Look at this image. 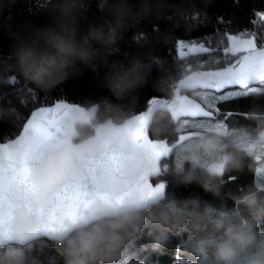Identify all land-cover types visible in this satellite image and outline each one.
<instances>
[{"label":"clouds","instance_id":"9594fccd","mask_svg":"<svg viewBox=\"0 0 264 264\" xmlns=\"http://www.w3.org/2000/svg\"><path fill=\"white\" fill-rule=\"evenodd\" d=\"M90 2L39 0V10L47 17L43 25L25 21L19 31L9 27L11 59L0 58V81H11L18 72L37 88L51 91L78 74L80 65L93 72L103 65L108 69L104 85L111 97L128 102L125 105L104 97L72 105L62 131L33 171V191L20 197L23 204L32 209L51 207L56 191L82 177L87 159L100 157L108 145H120L134 155L121 175L98 174L97 186L113 197L129 191L142 176L151 178L162 172L178 184L196 183L213 195H220L228 173L241 172L245 166L260 179L234 193L232 207L220 209L202 203L198 196L177 200L167 191L169 182H159L165 185L162 193L147 196L135 189L122 202L97 201L83 219L66 230L49 233H45L40 216L18 208L11 236L0 233V264H27L29 250L42 235L56 248L62 264H122L125 253L137 241L147 239L145 247L162 253L173 237L183 242V251L192 257L185 264H264V121L256 131L245 126L213 125L207 132L196 133L195 140L179 145L170 141L167 157L159 160L147 158L123 139L124 126L132 119L128 109L137 100L135 93L147 83L160 58L151 51L126 62H113L108 57L131 28L151 19L187 26L188 17L198 9L191 3L185 7L170 0H95L103 17L93 22L88 19ZM16 3L0 0V14ZM8 19H12L11 12ZM133 39L139 47L151 43L144 31L134 33ZM157 39L167 44L171 33H160ZM205 79L201 72L191 70L179 81V87L188 88ZM171 86L162 78L154 88ZM145 116L148 132L156 140L172 134L179 121L173 105L158 106ZM15 117V109L0 108V119ZM14 157L19 158L18 151ZM165 158L171 162H162Z\"/></svg>","mask_w":264,"mask_h":264},{"label":"trees","instance_id":"16d2710c","mask_svg":"<svg viewBox=\"0 0 264 264\" xmlns=\"http://www.w3.org/2000/svg\"><path fill=\"white\" fill-rule=\"evenodd\" d=\"M170 2L183 3L185 7L191 3L198 11L188 17L187 26L184 24L174 26L168 20L151 19L131 28L124 34V39L119 42L117 50L108 57L113 62H126L129 57H143L151 51L160 58V62L151 68L147 83L136 91L137 100L128 109L131 115L144 111L146 101L152 97L171 100L174 97L172 86L179 85V81L187 74L185 68L189 61L200 58V65H203L194 64L192 70L199 72L220 70L207 66L205 61L208 59V54L200 53L181 58L177 50L178 41H205L208 44V41L214 43L215 39L222 34H246L256 32L257 29L264 27V20L259 15L264 12V0H210V3L209 0H170ZM39 9V0H36L35 4L33 0H17L10 10L6 8L3 14H0V58L11 59L9 53L13 41L9 36L10 26L13 31H19L25 21H30L37 26L46 22L47 17L42 15ZM9 12H11V20L8 19ZM102 17L103 13L98 10L95 0H91L88 19L96 22ZM84 26L86 28L87 24ZM154 26L158 27L154 28ZM137 31L147 32L151 43L145 47H139L133 39L134 33ZM165 32L171 33V40L167 44L161 43L157 39L160 33ZM213 56L217 60L221 59L215 54ZM80 69L78 74L70 76L51 91L37 88L18 72L13 73L16 77L14 81H0V108L15 109L17 113V117L13 119H0V139H13L22 130L21 123L29 117L34 109L58 100L87 104L90 101H101L104 97H110L114 102L127 105L126 100L115 101L104 85L107 68L101 65L98 71L93 72L80 65ZM162 78L172 86L164 90L154 88L156 82ZM194 91V89L183 88L180 94L203 104ZM215 104L221 113L230 114L221 119L222 122L226 120L229 127L245 126L256 131L260 127V122L264 121V89L249 93L247 97L234 96L230 101H216ZM221 113H217V116H220ZM171 136L172 134L163 138H168L171 141ZM164 162H171V160L167 158ZM230 176L235 179H228ZM254 179L259 180L260 177H254V173L249 171L247 166L241 172H230L225 177L220 195L205 192L196 183L178 184L166 172H163L155 182L168 181L167 191L177 200L198 196L202 203L207 202L220 209L232 207L234 205L232 195L252 184ZM261 227L264 228V223L261 224ZM147 243V239H143L131 246L125 253L122 264H185V261L192 259L183 251V242L175 237H173L170 246L162 253L153 252L150 248L145 247ZM27 264H62V259L49 239L40 238L33 243L29 250Z\"/></svg>","mask_w":264,"mask_h":264},{"label":"snow or ice","instance_id":"6c2138e0","mask_svg":"<svg viewBox=\"0 0 264 264\" xmlns=\"http://www.w3.org/2000/svg\"><path fill=\"white\" fill-rule=\"evenodd\" d=\"M259 15L264 20V12ZM245 36L247 38L222 34L214 43L208 41L209 46L203 43L189 44L183 40L178 41L177 47L181 58L200 53L208 54L205 61L207 66L220 69L201 72L206 79L196 81L186 88L197 90L195 95L203 104L181 95V87L173 85L174 97L171 100L152 97L146 101L144 111L132 116L124 126V141L130 142L134 150H142L149 159L159 160L161 157H167L170 140L152 138L145 116L146 112L161 105H173L179 114V121L171 136V141L177 145L186 140H195L196 133L207 132L213 125H227L226 120L223 123L220 120L230 114L221 113V110L215 107V102L230 101L233 96L247 97L249 93L258 90L252 85L264 86V27L257 29L256 32L246 33ZM213 54L221 59H215ZM194 64L203 66L200 65V58L193 59L186 65V73L191 72ZM14 80L15 78L11 81ZM228 86H236L237 90L232 94L221 93V90L227 89ZM199 89L208 91L201 95ZM72 110V105L64 102L56 103L52 107H40L21 123L22 132L15 139H0V233L11 236L18 208H24L29 214L40 216L45 233H49L66 230L83 219V214L97 201L122 202L135 189L141 190L147 196L164 191L163 183L157 182L154 185L147 175L130 186L129 191L116 197L100 190L96 183L100 172H106L113 178L117 177L121 175L126 164L134 159V155L125 152L122 146L108 145L100 157L87 159L82 177L73 178L56 191L51 207L32 209L23 204L20 197L34 189L32 183L34 169L41 163L45 151L62 131V123ZM217 113H221L220 116H217ZM192 117L207 119L190 123ZM16 151L19 152L18 159L14 157ZM228 179L235 178L230 176Z\"/></svg>","mask_w":264,"mask_h":264},{"label":"rangeland","instance_id":"374dc122","mask_svg":"<svg viewBox=\"0 0 264 264\" xmlns=\"http://www.w3.org/2000/svg\"><path fill=\"white\" fill-rule=\"evenodd\" d=\"M231 35H236V34H231ZM237 36H241L242 38H247L246 36H245V34H238ZM185 43H193V42H195L196 44H201V43H203V44H205V46H209L205 41H184ZM257 46L259 47V41H257ZM177 50H178V54H179V49H178V47H177ZM227 66V65H226ZM252 87H256L258 90L257 91H260V90H262V89H264V86H262V85H259V84H257V85H252ZM237 89H236V86H230V87H228L227 89H225L224 91H221V93H223V94H232V93H234V91H236ZM197 90H195L194 91V93L196 92ZM199 91L201 92V95H204L208 90H204V89H199ZM218 94H220V93H218ZM183 96H185V95H183ZM234 97V96H233ZM190 99V98H189ZM190 100H193V101H195L194 99H190ZM196 102V101H195ZM198 103V102H197ZM216 105V104H215ZM207 118H197V117H192V118H190V120H189V122L191 123L192 121H196V120H206ZM213 119H216V117H213ZM220 122L221 123H223L221 120H220Z\"/></svg>","mask_w":264,"mask_h":264},{"label":"water","instance_id":"95a60500","mask_svg":"<svg viewBox=\"0 0 264 264\" xmlns=\"http://www.w3.org/2000/svg\"><path fill=\"white\" fill-rule=\"evenodd\" d=\"M257 85V84H256ZM228 87H230V86H228ZM182 89L183 88H180V93H181V91H182ZM61 102H64V103H68V104H70V105H83V104H80V103H77V102H70V101H66V100H58V101H56V102H54V103H52V104H49V105H43V106H40V107H52V106H54V104H56V103H61ZM40 107H37L36 109H34L33 111H35V110H37L38 108H40ZM32 111V112H33ZM133 116V115H132ZM28 118H30V115H29V117ZM20 132H22V130L20 131ZM20 132H19V134H20ZM151 136V135H150ZM17 136H15L13 139H15ZM152 137V136H151ZM153 138V137H152ZM155 139V138H154ZM11 140V139H10ZM167 158H165L162 162H164L165 160H166ZM163 174V172L161 173V175ZM161 175H159V176H154V177H151L150 178V182H152L154 185H155V183H157V182H155V180L156 179H158ZM158 182H162V181H158ZM40 238H47V236H44V235H42V236H40L38 239H40ZM48 239V238H47Z\"/></svg>","mask_w":264,"mask_h":264}]
</instances>
